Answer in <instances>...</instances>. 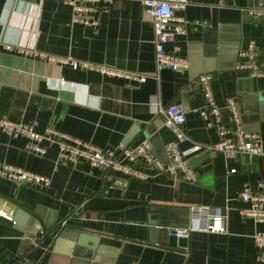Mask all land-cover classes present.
Returning <instances> with one entry per match:
<instances>
[{
	"label": "crops",
	"instance_id": "1",
	"mask_svg": "<svg viewBox=\"0 0 264 264\" xmlns=\"http://www.w3.org/2000/svg\"><path fill=\"white\" fill-rule=\"evenodd\" d=\"M79 1L92 6L96 25L73 21L64 0H0V116L37 131L53 126L99 146L134 144L145 136L150 153L166 162L164 145L175 135L160 107L181 101L186 138L179 147L201 145L190 154L197 179L152 172L140 159L146 176L112 188L111 176L85 159L56 162L54 142L42 139L46 150L38 154L24 147V135L0 129V160L51 177L48 185L38 186L0 175V209L11 215L0 214V264H261L253 233L264 229V219L242 216L240 209L249 203L237 194L243 186L259 188L264 180V76L228 64L236 42L239 49L250 41L264 45V18L247 10L264 0H188L177 11L187 22L185 32L168 44L188 59L178 70L155 62L153 21L140 0ZM195 19L207 24L192 23ZM67 56L146 78L74 68L60 60ZM203 73L210 74L222 122L231 124L224 104L233 97L243 128L259 134L262 154L249 159L209 148L220 135L199 111L206 102L197 79ZM196 205L221 207L225 230L193 229L177 236L152 229L151 214L159 207L187 208L190 216ZM19 206L31 215L17 214ZM44 223L76 230L80 250L68 249L67 236L54 249L61 225L52 229ZM96 248L95 254L110 262L88 258Z\"/></svg>",
	"mask_w": 264,
	"mask_h": 264
},
{
	"label": "built area",
	"instance_id": "2",
	"mask_svg": "<svg viewBox=\"0 0 264 264\" xmlns=\"http://www.w3.org/2000/svg\"><path fill=\"white\" fill-rule=\"evenodd\" d=\"M153 21L155 62L157 65L168 66L173 70L183 69L188 66V59L181 56L177 46L168 47L174 43L178 34L184 33L186 20L177 14L184 8L188 0H140ZM72 7V20L85 25H96L98 18L89 14L91 5L84 4L79 0H64ZM248 12L255 17L264 18V5L247 8ZM195 24L206 25V20L195 19ZM50 60L56 57L38 52ZM71 64L72 67H97L102 72L112 75H124L129 78L144 80L146 74H139L132 70L97 65L85 60H79L72 56L61 58ZM233 68L244 71L251 76H264V45L257 47L250 41L242 46L237 54ZM206 102L200 108V114L207 126H215L220 139L210 146V149L221 151L226 156H246L249 159L262 154L260 136L256 132L246 131L240 121V109L236 100L230 97L224 107L228 110L231 124L222 122V106L219 105L211 92L209 85L210 74L203 73L198 76ZM157 105L156 101H152ZM165 118L164 123L172 129L175 137L165 143L164 149L168 160L161 161L150 153V141L143 136L134 144L118 143L114 146H99L87 140L73 136L68 132L59 130L53 126H47L43 131L35 130L30 124L0 116V129L10 135H24L27 137L24 147L32 152L43 154L45 147L40 143L42 139L52 141L57 146L56 162H75L80 159L87 160L91 165L99 167L103 172L111 176L108 186L112 188H125L131 177H144L146 173L139 169L140 159L152 172H168L182 174L185 178L196 180L197 174L190 162V154L201 148L199 144H193L186 149L179 147V142L186 138L183 124L186 119V108L183 102H171L160 107ZM231 168L230 171H234ZM119 172V173H116ZM116 173V174H115ZM0 175L10 178L21 184L46 186L50 183L49 175L35 172L22 166L0 160ZM237 198L248 202L249 206L240 209L242 216H252L255 220L264 219V180H260L259 188L251 189L243 186L237 194ZM0 214L7 218L11 215L0 209ZM204 229L211 231L225 230V213L219 206L196 205L190 207V216L187 226L171 227L168 232L180 236L186 235L190 230ZM256 247L255 259L264 264V229H257L253 233Z\"/></svg>",
	"mask_w": 264,
	"mask_h": 264
},
{
	"label": "water",
	"instance_id": "3",
	"mask_svg": "<svg viewBox=\"0 0 264 264\" xmlns=\"http://www.w3.org/2000/svg\"><path fill=\"white\" fill-rule=\"evenodd\" d=\"M234 47H235L236 54H235V56H232V61L230 62V64H228V66L230 65L232 67L234 65L235 58L237 57V54L239 51L238 42H236ZM20 212H25V213L31 215L29 212L24 210L21 206L17 207V209H16L17 214ZM178 216H180L181 218H178ZM151 217H152V219H151L150 223L152 224V227H153L152 229L153 230L159 229L161 231L164 230L167 233L168 229L171 227L187 226V224L189 222V210L187 208L159 207L158 209H156V211L153 214H151ZM57 225H61V224L60 223L55 224V225H52L49 223L43 224L44 228H45V226H47V227L52 228V229H54ZM75 231L76 230H74V229L65 227L64 224H62L59 228H57V231L54 234V244H55L54 249H56L58 247V245L61 243L63 237L67 236L69 239L67 241L68 249L70 251H72V248H74V249L76 248L75 252H74V254H76L78 252V250H80V247L78 244L76 245V239L77 238H76V232ZM99 251H100V248H96L92 255H91V253H89L88 258L94 259L95 261L110 262V261L106 260V258H103L102 256H98L97 254H95L96 252H99ZM91 264H94V263L92 262Z\"/></svg>",
	"mask_w": 264,
	"mask_h": 264
}]
</instances>
